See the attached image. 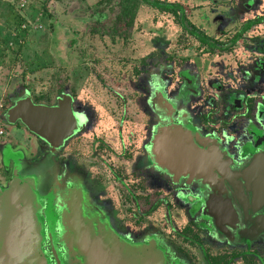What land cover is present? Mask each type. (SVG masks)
<instances>
[{"label": "flooded vegetation", "instance_id": "flooded-vegetation-1", "mask_svg": "<svg viewBox=\"0 0 264 264\" xmlns=\"http://www.w3.org/2000/svg\"><path fill=\"white\" fill-rule=\"evenodd\" d=\"M158 1L171 4L154 8L173 17L175 50L172 61H151L138 144L130 131L121 137V117L107 139L100 131L85 139L69 94L72 125L58 148L19 121L43 152L25 158L20 147L1 148L0 188L48 182L30 188L41 264H85L67 229L73 203L77 225L129 264H264V0ZM164 133L214 151V164L172 170L154 143Z\"/></svg>", "mask_w": 264, "mask_h": 264}, {"label": "rangeland", "instance_id": "rangeland-1", "mask_svg": "<svg viewBox=\"0 0 264 264\" xmlns=\"http://www.w3.org/2000/svg\"><path fill=\"white\" fill-rule=\"evenodd\" d=\"M17 1L0 0V151L9 143L20 147L25 158L43 152L37 151L38 141L22 124L5 120L6 109L23 94L32 101L42 95V104L70 94L74 114L85 118V139L97 131L107 139L121 117L127 120L121 123V137L130 131L138 144L141 109L149 105L145 99L154 85L151 61H172L174 55L173 17L138 2L132 25L126 27L115 20L119 8L113 0H27L25 7L16 8ZM24 19L40 23L41 28L19 31L16 26ZM171 78L162 73L165 90L171 89ZM147 112L150 124L152 111ZM60 159L58 150L52 158L53 180ZM6 176L0 153V184ZM30 184L41 189L48 182ZM1 188L0 193L7 192ZM38 209L36 205L31 210L35 227Z\"/></svg>", "mask_w": 264, "mask_h": 264}, {"label": "water", "instance_id": "water-1", "mask_svg": "<svg viewBox=\"0 0 264 264\" xmlns=\"http://www.w3.org/2000/svg\"><path fill=\"white\" fill-rule=\"evenodd\" d=\"M5 120L19 121L30 132L45 141L51 149L58 148L72 125L69 99L62 96L55 105L33 103L25 95L14 98L5 111ZM179 134L166 133L155 137L154 143L161 146L160 152L172 170H207L214 164V151H205L187 144ZM30 183H10L6 193H0V264H41L36 253V227L32 224L31 210L35 200L31 194ZM13 190V194L10 193ZM77 203L70 206L68 233L71 245L83 254L85 264H129L119 256L108 255L103 243H97L83 227L77 225ZM75 223V224H74Z\"/></svg>", "mask_w": 264, "mask_h": 264}, {"label": "trees", "instance_id": "trees-1", "mask_svg": "<svg viewBox=\"0 0 264 264\" xmlns=\"http://www.w3.org/2000/svg\"><path fill=\"white\" fill-rule=\"evenodd\" d=\"M100 1L102 0H98V2ZM113 1L117 4L119 8L115 15V20L121 21L126 27H130L132 25V20H133L138 2H144L150 6L157 7L161 10L172 11L171 4L159 2L158 0H113ZM18 26L19 24L16 26V29H18ZM25 95L26 94H23L21 96H25ZM41 98H42V95H38L36 96L33 102L39 103ZM6 159H7L6 157L3 158L4 164H6Z\"/></svg>", "mask_w": 264, "mask_h": 264}, {"label": "built area", "instance_id": "built-area-1", "mask_svg": "<svg viewBox=\"0 0 264 264\" xmlns=\"http://www.w3.org/2000/svg\"><path fill=\"white\" fill-rule=\"evenodd\" d=\"M26 3H27V0H18L16 4V8H23L25 7ZM40 28H41L40 23H32V20H28V19H24L23 21H21L18 26V29L23 32L31 31L32 29L36 30ZM2 134H3V130L0 128V136Z\"/></svg>", "mask_w": 264, "mask_h": 264}]
</instances>
